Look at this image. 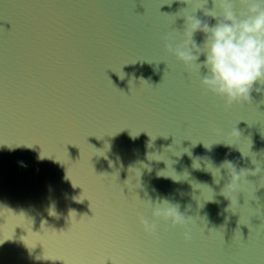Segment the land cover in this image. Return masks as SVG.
Returning <instances> with one entry per match:
<instances>
[{
  "label": "water",
  "instance_id": "95a60500",
  "mask_svg": "<svg viewBox=\"0 0 264 264\" xmlns=\"http://www.w3.org/2000/svg\"><path fill=\"white\" fill-rule=\"evenodd\" d=\"M182 7L0 0V264H264V84L206 91L165 50ZM226 160L247 179L232 203ZM162 199L189 223L149 235Z\"/></svg>",
  "mask_w": 264,
  "mask_h": 264
},
{
  "label": "clouds",
  "instance_id": "9594fccd",
  "mask_svg": "<svg viewBox=\"0 0 264 264\" xmlns=\"http://www.w3.org/2000/svg\"><path fill=\"white\" fill-rule=\"evenodd\" d=\"M171 2L168 0L169 4ZM181 2L188 5L177 13L186 21L184 38L174 46L171 42L167 43L166 52L174 56L190 73H197L201 86L223 99L227 105L250 100L254 85L257 82L264 84V0H215L211 10L206 7L193 8L194 0ZM235 3H239L243 11L237 13ZM197 9H203L204 16L213 18L215 23L210 25L207 19H198L195 15ZM196 32L204 36L201 45H197L193 39ZM201 55L204 59L198 63ZM201 66L204 69L203 75L200 72ZM255 90L260 91L259 88ZM207 166L218 183L219 169ZM194 167H199V164L194 162ZM220 167L229 170L230 179L222 195L232 203L226 189H234L247 180L246 176L241 175L245 170L237 172L235 166L227 160ZM230 169H234V173H230ZM153 205L152 222L147 218L141 221L144 231L149 235L156 234L160 221L166 224L170 222L173 227H184L189 223V216L179 211L178 204L162 199ZM185 237H188L187 233Z\"/></svg>",
  "mask_w": 264,
  "mask_h": 264
}]
</instances>
